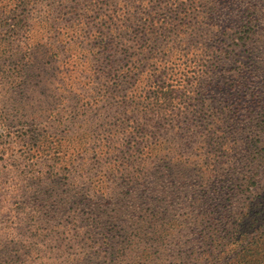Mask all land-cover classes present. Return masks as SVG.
<instances>
[{"label":"rangeland","instance_id":"rangeland-1","mask_svg":"<svg viewBox=\"0 0 264 264\" xmlns=\"http://www.w3.org/2000/svg\"><path fill=\"white\" fill-rule=\"evenodd\" d=\"M40 1L38 7L35 3L20 8L19 15L29 12L44 20V8L55 2L65 10L77 3L79 9L72 16L49 13L45 21L55 26L46 30V38L37 18L35 33H23L16 49L34 53V80L0 78V264H191L194 253L204 254L214 239L233 243L234 232L217 227L223 215L214 208L227 210L225 202H231L233 208L246 205L249 213L259 205L251 202L252 190H247L248 169L228 173V164L239 162L234 155L240 150L228 153L216 141L233 146L234 133L247 134L257 125L264 129V0L222 7L211 28H205L218 34L216 46L208 44V63L196 66L193 74L184 71L185 30L151 35L144 11L138 14V20L145 18L139 27L115 30L121 37H106L104 43L96 38L116 21L99 14L116 15L111 9L117 3ZM136 1L126 0L134 10L143 7ZM163 7L160 14L168 21ZM246 7L254 12L258 26L251 37L238 33ZM11 8L12 1L3 0L0 12L9 16ZM93 8L98 13H91ZM58 20L64 23L56 27ZM53 32L61 33L59 45L65 50L45 65L43 53L53 43ZM7 39L11 34L4 33ZM124 49H129L126 55ZM206 49L202 46L200 51ZM109 55L115 61L112 70L102 65ZM132 63L140 67L138 74L133 79L124 75L120 82L114 71L126 72ZM176 65L181 68L172 70ZM155 73L163 74L162 84L168 81L173 113L156 114L160 127L155 118L148 125L150 135L146 131L135 136L126 156L85 153L84 144L96 142L92 135L84 142L74 141L69 120L90 122L101 136L111 130L125 136L129 126L147 123L135 121L133 109L149 96ZM167 73L170 81L164 77ZM187 88L193 91L189 96ZM123 102H131L127 110ZM208 132L215 140L207 143ZM125 140L118 142L119 148L126 146ZM44 146L62 156L51 171L43 161ZM77 155L72 162L70 156ZM260 212L254 208L249 224L238 230L247 248L255 243L254 250H264ZM254 258L264 263V256Z\"/></svg>","mask_w":264,"mask_h":264},{"label":"trees","instance_id":"trees-1","mask_svg":"<svg viewBox=\"0 0 264 264\" xmlns=\"http://www.w3.org/2000/svg\"><path fill=\"white\" fill-rule=\"evenodd\" d=\"M2 1L3 0H0V7H2ZM11 1L12 8L7 12L9 16H4L0 12V38L3 37L4 40V33L11 34L10 41H8V39L4 41L0 40V78H3L2 75H7V77L23 79L25 81L26 79L31 78L32 80H34V74L32 73L34 68L33 64H35L32 57L34 53H32L31 49L23 51L16 48L20 47L18 45L22 42L23 33H28V36L30 37L31 34L35 33L33 22H35V18L37 17H34L35 15L30 14L29 12L27 13V15L22 14L23 16H21L19 15V10L22 7H25L26 9L28 6L35 3H38V7L43 3H41L40 0ZM103 1L107 3V5H113L114 3H117L114 9H111L114 10L116 15L112 14L111 16H109V14H106V12H102L99 10V15L103 18V20L113 19L114 21H116V24L115 26L111 25V28L107 33H100V38L96 39L103 38L102 41L105 43L106 37L109 40H111L112 38L114 40L118 37H121V34L119 32H122L124 27L125 29L139 27L145 18L143 17L138 20V14L140 13L141 15H143L142 13L145 11L144 15L147 18L146 23L144 24L147 28L148 33L151 35L160 30H169L171 32L174 31L173 33L179 32L180 29L185 30L184 32H182V36L184 37L183 40H185V43H183V45L188 48V52L186 55L188 59L186 60L187 63L185 64L186 67L184 71L188 70L187 73L192 74L194 73V70L192 69H195L196 66H201V63H208V60H205L208 57L209 45L210 47H215V39H218V34H213L214 32L205 31V28H211V23L212 21H214V18L217 19V17L222 13V7H227L228 5L234 4L235 2H240V4L243 3L242 0H137L135 3L138 2L143 7L134 10L133 6L130 3H127L126 0ZM119 3L121 8H119ZM163 6L167 8L164 13L168 15V21L163 19L160 14L161 10L164 8ZM65 8L67 7H62L61 5L57 6V3L55 2L53 5H47L46 11L44 8V20L38 16L37 19H39V22L44 27V31L42 34L43 38H46L48 35L47 33L53 31L52 28L55 26L54 23H49L51 21H47L48 19H50L49 13L54 12V14H58L59 16H72L73 13L77 11V9H79L77 3L74 7L71 6V8H69L68 10H65ZM244 11L245 13L240 18V31L238 33L251 37L252 35L256 34L255 30L258 26L255 22L256 19L254 17V12L252 11V9L246 7L244 8ZM90 12L98 13L97 8L91 9ZM149 12H151V14L153 15L155 14V16L153 18H150V14L147 16ZM45 17L47 18L46 21ZM58 21L59 22L56 24V27L57 25H61L64 23L61 20ZM121 21H123V24ZM162 21H164V23H162L161 27L160 22ZM119 23L120 25L119 27H117V24ZM213 26L217 28L219 33L222 32L221 29L217 27V25ZM58 29L60 30V27H58ZM46 30L50 31L47 32ZM115 30L119 32H116ZM60 37L61 33L53 32V38L51 39L53 43L47 45V50L43 53L44 61L47 60L45 65L54 63V60L58 58L59 52L65 50L59 45ZM56 43L59 46H57ZM202 46H207L208 49L200 51V49H202ZM107 47L108 45H106L104 51ZM128 52L129 49L123 50L124 55H126ZM18 53H21L22 56H18ZM185 57L183 58L186 59ZM23 59H26V61H22ZM11 61H13L14 64L9 63ZM15 61L17 62L15 63ZM44 61L39 62L43 63ZM114 64L115 61L113 60L111 55H109L108 60L102 62L103 66L110 68L111 70ZM180 68L181 66L176 65L174 66V68H172V70ZM139 70L140 67L137 66V63H132V65L126 72L114 71V73L118 77V80H120V77L124 75L127 76V78L133 79L138 74ZM108 74L110 75L111 71L108 72ZM170 74L172 75V72ZM170 74L167 73L164 75V77L168 79L167 77ZM201 74H205V71H203ZM184 76L186 77L187 74H185ZM161 77H163V74L161 73H155L152 76V85L148 94L149 96L144 98L133 109V111L137 113V119L135 121H138V119H142L143 121L147 122L146 124H144L143 122H136V125L129 126V128L126 130L127 133L124 134L125 136H122V132L119 133L118 130H111L109 131V133H107V136H101L100 133H97L98 129H94L95 126L92 123L88 121H79L77 120V118H72L69 120V132L72 134V139H74V141L79 140L81 142H84L85 137H89L90 135H92L94 141L96 142V145L93 146V144L90 145L88 143H85V153L89 154L88 152L91 150L94 151L95 154L100 152V154H104L110 158H119L120 156H126L129 151L127 149L128 145L131 146L134 143L133 140L135 136L137 137L140 133H146V131V136L150 135L148 125L152 123L155 118L158 120L160 119L159 117H155L156 114L166 115L168 112L173 113V110H171V108L175 107L173 105L175 100L172 98L171 90L166 84L168 81H165L162 84V82H160ZM191 78L192 77L186 78V81ZM120 82H122V80H120ZM186 92L188 93V95L186 96H189L191 93H193L192 88H187ZM133 96L137 98V95L134 94ZM131 102H123L122 107H124V110H127V106ZM161 123L162 121L160 119L158 127H160ZM157 124V122H154L153 128H156ZM116 126L117 125H115L114 128ZM76 128H78V130H75ZM124 128H126V125H124ZM256 128V130L254 129L247 134H245V132L234 133L233 146L223 140H218L216 142H218L219 145H222V148H226V152L228 153L231 152L235 154L236 151L240 150V153L234 155V159H239V162L229 163L228 173L231 175L232 172H235L237 170L248 169L245 176V182L247 190L249 188H251L250 190H252L250 191V193L252 194L251 202L259 205L254 207L255 209H260L261 212L259 214H264V129L258 125L256 126ZM217 129L218 131L221 130L220 127H217ZM69 132L68 135L70 134ZM206 139H208L207 143L215 140V138H212L210 132H208L207 135H204V141H206ZM121 140H125L127 142L126 146L122 147V149L118 146V142ZM163 150H165V146L161 147V151ZM59 153L60 152L58 150H54L53 152L52 148L48 146H44L42 148V154L47 157L45 159L43 158L44 163H47V165H44L48 166L50 171L53 168L59 166V163L62 160V156ZM79 154L84 153L79 152ZM101 157L103 156L101 155ZM141 157H143V155H141ZM70 158L72 162H75L79 157L77 155L76 157L70 156ZM229 206L231 209H228ZM246 207L247 206L245 205V209L244 206L241 208H233V203L229 202L228 204L227 202H225V208L227 210L214 208V213H221L223 215V218L219 217L218 221L221 224H219L217 227L229 228L232 232H234L233 236L235 237V240L231 244H224L221 239H214L213 242H211L209 249L205 250L204 254L197 255L196 252L194 253L196 256L191 258V264L258 263L256 262V259L254 257L259 258L261 256H264V250L260 247L254 250L253 247L255 246V243H253L250 248H247L245 246V243L242 241V234L238 233V230H242L246 224L248 225L250 219L253 217L254 208L252 209V212L248 213ZM87 226L93 227L94 225L90 222H87Z\"/></svg>","mask_w":264,"mask_h":264}]
</instances>
